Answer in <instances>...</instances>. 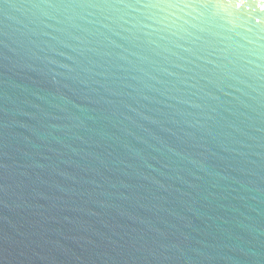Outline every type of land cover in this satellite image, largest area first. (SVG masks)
<instances>
[{
	"label": "water",
	"instance_id": "obj_1",
	"mask_svg": "<svg viewBox=\"0 0 264 264\" xmlns=\"http://www.w3.org/2000/svg\"><path fill=\"white\" fill-rule=\"evenodd\" d=\"M0 264H264V0H0Z\"/></svg>",
	"mask_w": 264,
	"mask_h": 264
}]
</instances>
